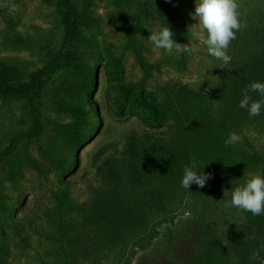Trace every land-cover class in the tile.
I'll list each match as a JSON object with an SVG mask.
<instances>
[{
	"label": "rangeland",
	"instance_id": "rangeland-1",
	"mask_svg": "<svg viewBox=\"0 0 264 264\" xmlns=\"http://www.w3.org/2000/svg\"><path fill=\"white\" fill-rule=\"evenodd\" d=\"M140 2L74 0L77 8L93 20L92 26L82 30L84 40L79 46L81 60L89 68L90 89L73 100L87 114L80 119L59 112L47 95L40 115L47 128L43 138L46 152H59L72 162L75 150H79L78 163L70 165V171H58L49 164L45 151L26 140L0 161V264H67L59 242L56 195L67 189L66 195L74 204L88 201L92 190L102 185L95 160L106 146L100 159L120 156L134 134L167 131V139L174 135V120L155 108L158 88L180 83L210 93L218 101L229 74L228 64L208 54L203 43L205 33L197 35L199 27L189 15L194 13L195 0L177 1L171 8L175 23L191 38L190 53L154 48L149 34L163 27L156 9L137 30L135 46L129 43L126 27ZM252 2L237 0L239 17L247 11L245 5ZM60 42L57 0H0V63L29 79L60 52ZM142 61L160 66L148 71ZM29 113L25 99L0 95V158L7 154L16 136L32 128ZM77 121L96 122L94 137L84 145L75 144L73 149L55 145L53 125ZM235 134L238 141L229 144L230 158L236 165L231 174L235 183L230 179L208 180L203 188L195 184L188 189L181 187L173 203V220L163 224L161 235L147 250L137 249L131 264H170L166 256L168 239L175 243L176 264L198 258L200 264H259V260L251 259L254 253L264 259V249L250 231L258 227L253 229L264 236V215L254 218L250 212L225 207L235 187L254 174L264 176V126L252 125ZM32 160L43 170H37ZM211 241L216 247L203 252L202 247ZM83 254L81 248L76 249L75 258L68 260L73 264H113L116 260V253L109 248L101 250L96 259Z\"/></svg>",
	"mask_w": 264,
	"mask_h": 264
},
{
	"label": "trees",
	"instance_id": "trees-1",
	"mask_svg": "<svg viewBox=\"0 0 264 264\" xmlns=\"http://www.w3.org/2000/svg\"><path fill=\"white\" fill-rule=\"evenodd\" d=\"M177 1L189 0H141L126 27L129 43L135 46L137 30L156 9L163 27L168 25L173 31L172 38L180 44H189V34L177 26L171 15L172 5ZM245 6L247 11L239 20L246 26L235 33L236 38L230 42L227 50L231 57L229 74L218 101L215 102L210 93L199 92L180 83L158 88L156 93L159 100L155 108L161 115L174 120V135L167 139V131L134 134L129 136L120 156L100 159L108 148L106 146L97 154L99 159L95 160L97 176L102 185L92 190L88 201L81 205L74 204L66 195L67 189L56 195L60 214L59 242L63 246L67 264H73L68 259L75 258V251L79 248L84 252L83 257L94 259L99 258L101 250L109 248L116 253L113 264H131L137 249L147 250L161 235L163 224L173 220L176 212L173 203H176L182 187L184 168L191 165L193 158L198 162L197 171L212 174L210 180L230 179L234 182L231 174L236 165L231 161L229 145L225 144L227 135L252 125L264 126V109L260 115L250 117L246 109L239 107L244 91L252 82L264 83V0H253ZM57 9L61 25V50L52 56L45 68L25 79L0 63V95L25 99L32 122L30 131L16 136L0 161L11 156L21 141L26 140L45 151L54 169L70 171V165L78 163L79 150H75L72 162L64 159L59 152H46L43 138L47 128L40 112L49 95L57 111L85 118L87 111L73 100L90 89L89 68L81 60L79 46L84 40L82 30L92 26L93 20L77 8L74 0H57ZM142 64L148 71L160 66L159 63L149 65L145 61ZM249 95L254 100L260 99L258 93L249 92ZM117 115L122 116V113ZM96 126L93 121L54 124L53 143L70 149L80 142L84 145L94 137ZM32 164L37 170H43L38 162L32 160ZM253 228L259 229L253 226L251 237L264 249L263 234ZM167 229H170V224ZM170 232L172 234V230ZM210 246L216 247L213 241L207 242L202 247L203 252ZM213 251L216 252L215 249ZM174 252L175 243L168 239L166 256L170 264H176ZM198 259L188 264H200Z\"/></svg>",
	"mask_w": 264,
	"mask_h": 264
},
{
	"label": "clouds",
	"instance_id": "clouds-1",
	"mask_svg": "<svg viewBox=\"0 0 264 264\" xmlns=\"http://www.w3.org/2000/svg\"><path fill=\"white\" fill-rule=\"evenodd\" d=\"M166 2H171V0H166ZM238 8L237 0H195L194 13L189 14L199 27L197 35L206 34L203 43L207 47L208 54L225 65L231 61L230 55L227 54L230 42L236 38L235 33L246 26L242 25L239 20ZM191 26H189V31ZM173 35V31L166 25L158 32H151L149 41L155 49H163L167 52H172L173 49L186 53L192 52L193 49L189 44L177 43L172 38ZM249 92L258 93L260 99L254 100ZM239 107L246 109L250 117L260 115L261 110L264 109V83L252 82L244 91ZM237 141V135L231 133L225 144H235ZM197 166L198 162L195 158L190 166H185L181 182L183 188L188 189L192 184L203 188L206 186V182L212 178L211 173L197 171ZM225 207H235L250 212L253 216L264 215V176L254 174L244 184L235 187L232 191L231 201L226 203ZM251 259L259 260V264H264V259H261L256 253L252 255Z\"/></svg>",
	"mask_w": 264,
	"mask_h": 264
}]
</instances>
